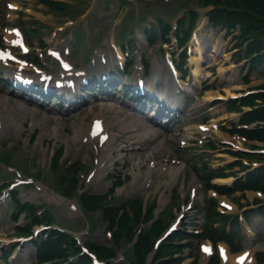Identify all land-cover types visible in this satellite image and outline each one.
Masks as SVG:
<instances>
[{
    "label": "rangeland",
    "instance_id": "rangeland-1",
    "mask_svg": "<svg viewBox=\"0 0 264 264\" xmlns=\"http://www.w3.org/2000/svg\"><path fill=\"white\" fill-rule=\"evenodd\" d=\"M4 1L8 0H0V10L3 14H6L7 11L4 10ZM21 2L19 5L23 8H28L29 5H32L31 8L38 12V15L40 13L43 16H40L41 20L33 19L36 23L33 24H25V22H30L32 19L25 18L21 23L25 26L26 30L28 31L31 39L29 40L30 43L34 46L41 45L42 41H47V38L50 36H54V34H57V38L64 37L65 41L63 44L66 43L71 39V37H75L76 43H80V46H78L79 53L76 54V56H79L81 52H83L85 49L84 47L86 46L89 41L94 38V32H97L99 29L97 28V25L101 23V21L107 23L105 26V29H109L107 36H114V28L115 26L118 25L120 16L124 9L120 8V3L121 0H62L65 2V7L63 11H60L58 8L54 9L53 7H47L43 4L40 3L39 0H17ZM87 1V2H86ZM152 2L151 0H130L129 5L130 7H133L135 9L138 8V10H144L146 11V7L144 6L145 3H150ZM202 3V2H201ZM200 1L197 2L196 0H154L152 2V9L154 11V14L156 15L160 14L161 17L166 18V19H175L176 17L182 15L184 12H188L189 9H194L193 7L195 6H200ZM28 4V5H27ZM202 6V5H201ZM81 7L84 11V8H89V23L87 24V27L82 26L80 30H74L75 32H72L71 30H68L70 27L65 28L62 31H58V27L62 25V23L70 18L75 17V15L80 13L81 11H77L76 8ZM77 11V12H76ZM203 11L201 10L200 13ZM8 13V12H7ZM19 16H21L20 13H26V12H18ZM152 13V15H154ZM3 17V16H2ZM18 17V16H16ZM88 18H85L82 20V22H87ZM21 18H18L17 20H14V23H20ZM105 21H104V20ZM150 19V18H149ZM33 21V22H34ZM200 26L199 30L206 25V19H203V14L200 15L199 21ZM12 22H7V20L4 21V24L1 25L0 23V28L1 30L4 28L5 25L8 27L15 25ZM121 28V27H120ZM88 29V31H87ZM219 28L213 29L211 26H206L203 31V36H204V42L205 44L203 45L202 52L204 54V57L206 58V66L211 68V70L215 71V74L207 80L205 85H211L213 88L219 89V92L222 93L225 97H228V92H244L245 90L248 89H256L259 88V86L263 82V70L261 67L258 68H253L250 67V69L247 71L248 64H246L242 69L238 68L237 66L235 69L232 71L228 72L227 68L225 67L228 64L235 63L238 59L231 57V53L229 50L232 48V42H230V38L228 39H222L224 32H218ZM0 30V31H1ZM34 30V32H33ZM105 30L101 31V33L97 36L101 37L103 40V35ZM3 34V35H2ZM6 34V30H2L0 32V45L2 44V37ZM2 35V36H1ZM45 38V40H44ZM106 38L104 40H106ZM140 45V44H139ZM191 46H188V57L193 56L194 52L191 49H189ZM216 50V53H214ZM226 50V53H225ZM224 67L223 70L221 68ZM240 70V71H239ZM219 73H218V72ZM247 77V78H246ZM247 79L248 81H245ZM239 85V86H236ZM3 90L0 89V108L2 111H5L8 114H11L19 123H25L27 121L26 125L30 123L31 117L27 116L21 108L14 102H8L9 104L5 105L1 102V100L5 101V99L8 101L9 99L5 96H2L1 92ZM7 106V107H6ZM226 104H222L220 106V109L225 108ZM108 115L109 118L108 121L110 122V126L114 124L117 120L115 117V113H108L105 109H103L100 106H96L93 111L88 110L85 113L75 115L72 117H69L68 119L65 120H58L55 119L54 117H49L50 120L47 124V127L45 130H41L40 127H36L34 130L36 133L40 132L43 133L45 131V134L43 137L39 138L36 140L35 143V137L31 138L30 142L27 141V134L29 133V129L25 130L24 128L17 129L15 127L12 128L9 136L7 139L4 141H10V140H16V145L14 146V150L18 151V157H16V162L18 164H22L23 166L27 167V169L30 170L32 173H36L37 167H35L36 163L35 161H38V167L39 173L37 177H41L42 181L45 184H52L53 182V187L54 188H59V186L56 184L57 179L63 178V176L60 175L59 170L57 171L59 173V177L57 178V172H55L51 169V163L50 160L53 157V153L55 150H63V155L62 158L64 157V163H67L68 160L71 162L75 163H85V168L87 170L85 171V174L89 173L92 169V161L98 156H101V150L99 149V153L94 154L96 152L95 147L92 143L89 142H81L80 140L77 141H71L70 147H68V144L66 140L64 139V132H62L61 135V140L56 139L53 135V127L55 126V121L58 120L63 123V121H66L64 124V127L66 128V132L71 136H73V130H74V124L73 122L78 123V125H82L84 123L85 127L87 128V122H90L91 118L94 115ZM25 115V119L23 120L22 118ZM124 117V116H122ZM84 121V122H82ZM118 121V120H117ZM227 126H231L227 123ZM40 130V131H39ZM84 134L87 132L84 130ZM82 133V134H83ZM16 136V138H15ZM29 137V136H28ZM58 138V137H57ZM22 142H25L24 144ZM42 144V147L47 149L46 151V161L44 163L43 160V152L41 151V146H38L37 143ZM23 144V145H22ZM80 148V150H79ZM150 150L152 148V145L148 147ZM57 150V151H58ZM65 153V155H64ZM90 153L91 155V160L88 162L87 159V154ZM179 154L177 155L178 157H189L191 154L189 152L187 153H182L178 152ZM186 154V155H185ZM13 155L16 156V153ZM217 156L212 155V157H209V163L212 165V167H218L222 166L225 164V161L223 160H215ZM135 160H133L134 162ZM59 162V161H58ZM114 162V153L110 161H108L100 171L99 174H97L91 181L90 186L94 189V192H99V193H107L108 191H113V195L110 198L111 202H113L114 205H120L124 201L127 200L128 196L127 193L129 192L128 189L130 187L126 188L127 184L130 181H127L124 183L123 186H120L119 184V177L123 178L124 175H126V178H128V173L130 172L129 170V165L130 161L127 165L121 168L122 171L119 170H111L108 166L110 164H113ZM60 163V162H59ZM58 163V164H59ZM88 163V165L86 164ZM74 164V163H73ZM77 165V164H76ZM75 165V166H76ZM188 167H184V171L189 172L187 170ZM23 172L24 169H20ZM111 170V171H110ZM73 175H69L66 177L71 178ZM54 179V180H53ZM168 179V177L165 178V180ZM163 182L164 177L161 179ZM135 187L131 188L130 191L134 190ZM30 191V190H29ZM172 191H166L164 188V185L159 184L158 181H153L150 186H147L146 188H143L141 190H138L136 193V196H139L140 198L147 200L146 207L147 209L150 208L154 203L161 202V198L166 196V210L162 215H165L164 217H169L171 213L175 212V208L177 207V200L175 199V196L172 195ZM163 197V199H164ZM162 199V201H163ZM165 200V199H164ZM163 208V207H162ZM10 209L6 210L4 214H6V218L9 219V214H10ZM263 212H261V215L258 214L256 215L255 219V224H260L261 226H264V214L262 215ZM4 214L2 221L4 219ZM55 216L56 223L60 225H73L74 229L77 231L84 227V222L81 220L77 221H70L72 218L69 216L66 211L63 208H56V210L53 212ZM172 216V215H171ZM5 218V219H6ZM171 220V219H170ZM0 221H1V215H0ZM1 227L6 228V229H11L13 227V222L7 221V222H2L0 224ZM86 239L93 241L95 243H100L104 244L108 242L107 236H106V230H105V225L102 224V220L100 219V216H96L95 218V231L93 234L90 236L86 237ZM255 244H257L255 242ZM194 249L193 246H189L184 249V255L191 253L194 254ZM36 260L35 256H30L29 259L26 260L24 264H30L31 262H34Z\"/></svg>",
    "mask_w": 264,
    "mask_h": 264
},
{
    "label": "trees",
    "instance_id": "trees-1",
    "mask_svg": "<svg viewBox=\"0 0 264 264\" xmlns=\"http://www.w3.org/2000/svg\"><path fill=\"white\" fill-rule=\"evenodd\" d=\"M215 4L219 0H212ZM227 6L233 9L229 13L223 14L224 10L215 11V17L220 23H227L232 26L235 20L240 21L246 27L247 32L264 22V0H227ZM262 48L260 43L254 42L250 46V51H258ZM262 61H264V56ZM264 117V108L258 109L248 114L246 121ZM254 136L264 139V130H258L253 133ZM109 255H112L110 251ZM104 257V256H103Z\"/></svg>",
    "mask_w": 264,
    "mask_h": 264
},
{
    "label": "bare ground",
    "instance_id": "bare-ground-1",
    "mask_svg": "<svg viewBox=\"0 0 264 264\" xmlns=\"http://www.w3.org/2000/svg\"><path fill=\"white\" fill-rule=\"evenodd\" d=\"M200 68H199V66H196V68L193 70V75H194V77H196V80L198 81V79L200 78L199 76H200ZM207 97H209L208 95H207ZM179 171H180V168H176L175 170H173V172L171 173V175L174 177V179L177 177V175H178V173H179ZM230 180L228 179V180H224L223 182H229ZM209 245V244H208Z\"/></svg>",
    "mask_w": 264,
    "mask_h": 264
},
{
    "label": "snow or ice",
    "instance_id": "snow-or-ice-1",
    "mask_svg": "<svg viewBox=\"0 0 264 264\" xmlns=\"http://www.w3.org/2000/svg\"><path fill=\"white\" fill-rule=\"evenodd\" d=\"M13 31H15V30H13ZM18 34V33H17ZM19 41H17V43H18ZM203 248H204V251H206V252H210L211 251V249L210 248H208L207 246H202ZM221 252H222V254H223V250H221ZM246 255V254H245ZM240 259H243V257H241Z\"/></svg>",
    "mask_w": 264,
    "mask_h": 264
}]
</instances>
